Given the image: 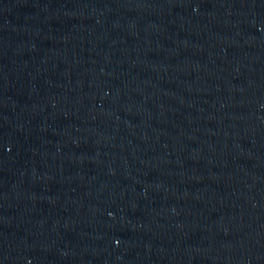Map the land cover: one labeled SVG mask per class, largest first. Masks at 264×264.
Listing matches in <instances>:
<instances>
[{
  "label": "water",
  "instance_id": "1",
  "mask_svg": "<svg viewBox=\"0 0 264 264\" xmlns=\"http://www.w3.org/2000/svg\"><path fill=\"white\" fill-rule=\"evenodd\" d=\"M0 264H264V0H0Z\"/></svg>",
  "mask_w": 264,
  "mask_h": 264
}]
</instances>
